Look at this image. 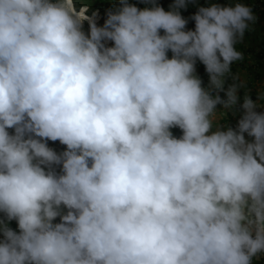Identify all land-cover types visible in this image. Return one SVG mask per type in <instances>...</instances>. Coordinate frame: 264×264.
<instances>
[{"label": "clouds", "instance_id": "obj_1", "mask_svg": "<svg viewBox=\"0 0 264 264\" xmlns=\"http://www.w3.org/2000/svg\"><path fill=\"white\" fill-rule=\"evenodd\" d=\"M143 2L0 0V264H264V88L217 110L254 10Z\"/></svg>", "mask_w": 264, "mask_h": 264}, {"label": "trees", "instance_id": "obj_2", "mask_svg": "<svg viewBox=\"0 0 264 264\" xmlns=\"http://www.w3.org/2000/svg\"><path fill=\"white\" fill-rule=\"evenodd\" d=\"M232 1L233 0H197V3H195V4H194V2L189 3L186 10H181L182 15L186 19H189V23L187 25V28L194 30L195 22L193 20H191L190 17L193 16L198 11L199 7L210 6L212 3H220V4H224V5H229V4L234 5ZM74 3L76 5L77 9L86 5V6H88L89 9L93 8V9L100 10V12H103L105 14V16H107L106 13L109 10H113V8L116 5L118 7L120 6V0H115V1H112V0H74ZM129 3H133L139 8H144L146 6H150V5L145 4L143 2V0H129ZM158 3L165 8L164 4H162L159 1H158ZM250 6L253 8L256 17H259V18H257V20L264 22V0H251ZM256 24L257 23L255 22V24L252 26L251 30H249L245 33V39H251V38L257 39L258 38V34L255 35V29H257ZM101 26H103V25H101ZM251 42H253V41H251ZM251 42L248 43V47L244 51V57H245L244 60L237 62L239 65H235L236 62L233 63L232 75H236V74L238 75L239 69H241V70L244 69L245 71L247 70L250 73H252L254 66L258 65L259 63L264 61V39L261 40L258 44H254V45H251L250 44ZM108 45L111 46L112 42L108 43ZM256 46H259V47H257L258 49L255 48ZM250 54H252L251 57L254 59V61L249 60ZM197 73L202 78L203 85H205L209 79L208 78L209 74L206 72L205 66L199 67ZM230 80H232L231 76H229L226 79L225 90H227ZM233 82H234L233 80H232V82L230 81V85ZM239 92L243 98H244L245 94L247 93V92H245V90H243L241 88L239 89ZM247 94H250L253 100L255 99V96L252 92L247 93ZM220 95L223 99L227 98L225 92H221ZM177 129H179V128H177ZM172 131H173L174 135H176L177 137L182 135L181 130H180V132H175V129H172ZM48 144H49V147L53 148L58 153L63 152L66 149V146L60 144L59 141H56V142L48 141ZM57 221H59V218H57ZM10 227L12 229H14V224L10 223Z\"/></svg>", "mask_w": 264, "mask_h": 264}, {"label": "rangeland", "instance_id": "obj_3", "mask_svg": "<svg viewBox=\"0 0 264 264\" xmlns=\"http://www.w3.org/2000/svg\"><path fill=\"white\" fill-rule=\"evenodd\" d=\"M112 1H115V0H112ZM158 1L161 2L162 4H164L166 11L170 10V5H172L174 2V0H158ZM250 1L251 0H233L232 2H233V4H235L236 2H241V3H245L247 5H250ZM195 3H197V0H194V4ZM116 8H118L117 5L113 8V11ZM93 13H97L100 15L99 24L103 25L105 20L107 19V16H105V14L103 12H100V10H98V9L91 8L88 10V14L93 15ZM257 18H259V17H257ZM256 23H257L256 24L257 29H255V35L258 34V38L257 39L256 38L255 39L254 38L245 39V36H244L243 41L237 45L238 50L242 51L243 54H244L245 49L248 47L249 42L253 41L250 44L254 45V44H258L261 40L264 39V22L260 21V20H256ZM83 29L87 33L90 30V27L87 25V23H84ZM257 47H259V46H256L255 48H257ZM171 55H172L171 52H169V57H171ZM251 56H252V54H250L249 60L254 61V59ZM235 65H239V64L236 62ZM201 66H204V65L198 61L197 62V71H198L199 67H201ZM238 72H239L238 75L240 76L241 80L246 81V87L241 88V89L245 90V92H247V93L252 92L255 96L254 101H257L259 91L262 88H264V61H262L258 65H255L253 70H252V73H250L247 70L245 71L244 69H242V70L239 69ZM208 83H209V79L204 86L207 87ZM229 85H230V81H229L228 86ZM238 96L240 97V99H239V102L236 105L235 109H224L222 105L217 106L218 112H224L225 113V116H222L220 118V123L221 124L227 123L228 126H231L234 129L237 127L238 120L242 117L243 111H244L241 107V105L244 102V98L240 95L239 91H238ZM262 103H264V102H262ZM257 110L264 112V107L259 108ZM175 132H180V130L175 128ZM245 135H246V139H248V140L253 139L251 137H248L247 134H245ZM57 170H59V169H57ZM15 230L18 231V224L17 223L15 226ZM2 239H3V235H2V233H0V240H2ZM260 258L264 260V255H262ZM259 259H256V260H259Z\"/></svg>", "mask_w": 264, "mask_h": 264}, {"label": "bare ground", "instance_id": "obj_4", "mask_svg": "<svg viewBox=\"0 0 264 264\" xmlns=\"http://www.w3.org/2000/svg\"><path fill=\"white\" fill-rule=\"evenodd\" d=\"M82 7H87L88 8V6H86V5H84V6H82ZM81 7V8H82ZM81 8H79V9H77L78 11L81 9ZM88 10H89V8H88ZM86 15H88V16H92V15H90V14H88V12L86 13ZM96 22H97V25L98 26H101L100 24H99V22H100V15L99 14H97L96 15ZM84 23H87V25L89 26V23H88V21H85ZM90 27V26H89ZM108 43H110V42H108Z\"/></svg>", "mask_w": 264, "mask_h": 264}]
</instances>
